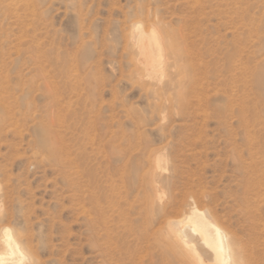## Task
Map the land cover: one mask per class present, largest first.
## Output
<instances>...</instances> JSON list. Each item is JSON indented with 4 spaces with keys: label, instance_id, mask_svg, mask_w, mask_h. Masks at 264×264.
Returning <instances> with one entry per match:
<instances>
[{
    "label": "rangeland",
    "instance_id": "374dc122",
    "mask_svg": "<svg viewBox=\"0 0 264 264\" xmlns=\"http://www.w3.org/2000/svg\"><path fill=\"white\" fill-rule=\"evenodd\" d=\"M140 21L170 49L150 78ZM150 153L170 209L148 228L127 170ZM192 203L264 264V0H0V234L23 264H172Z\"/></svg>",
    "mask_w": 264,
    "mask_h": 264
},
{
    "label": "bare ground",
    "instance_id": "6f19581e",
    "mask_svg": "<svg viewBox=\"0 0 264 264\" xmlns=\"http://www.w3.org/2000/svg\"><path fill=\"white\" fill-rule=\"evenodd\" d=\"M144 26L145 25H143V23L141 21L136 22L132 25L131 40H132V45L135 47L138 55L141 57V65L143 67V71L146 72V74H147L146 76L150 78L151 76H154L155 73L161 71V69L164 65L165 66L167 65V63H168L167 60H169L168 52L170 49L166 48V46H165L166 40L163 38V36L159 32L158 28L154 27L153 29H150V27H148L149 29L146 30L144 28ZM151 153L149 154V156H147L148 160L145 161V163H141L140 165H137V168L134 171L127 170L129 172L128 176L126 175L127 173H125V175L128 178V183H129V179L132 182L131 186L129 184V186H130L129 190L131 191L132 194H134V198H136L137 202L142 203V205H143V206L141 205L142 208H140L141 209L140 213L143 216H145L144 220L147 223L148 228L153 227V225L156 223V216L157 215L160 216L162 214V215L166 216V213L168 212V210L166 212V209L168 208V204H167L168 202L167 201H166V203L162 202V200H161L162 198L159 194L160 193V191H159L160 187H159L158 177H160V176L158 174V169H161V162L163 160H161L157 157L156 158L153 157L151 155ZM153 153H156V152H153ZM155 155H157V154H155ZM126 176H125V179H127ZM161 180H163V179H161ZM248 181L250 182V180H248ZM248 181H247V183H248ZM165 185H166V183H165ZM113 190L116 191L115 189H113ZM115 195H117V194H115ZM120 195H123V193ZM120 195H118V196H120ZM169 196H170V194H169ZM162 197H164V196L162 195ZM173 198H172V200H173ZM168 201H170V200H168ZM173 201H175V200H173ZM161 203H164V204L161 205ZM172 204H174V203L172 202ZM181 208H182V206H181ZM262 208H264V206ZM168 209H170V208H168ZM98 213H100V212H98ZM171 213H172V211H171ZM167 215H169V214H167ZM158 218H160V217H158ZM167 218H168V216H167ZM99 219H98V221H100ZM165 219H166V217H165ZM103 220L104 219H102L101 221H103ZM259 220H261V219H259ZM104 222L106 223L105 220H104ZM103 225H104V223H103ZM165 225H166V227L164 229H166V230H165L164 235H163L164 238H162V236H161V240L163 239V241H164V243L162 244V242H163L162 241L161 244L164 247H161V248H164V250H163L164 256L168 260H171L172 264H242V262H244L240 256L241 251L239 252L240 253L239 254L238 251H236V249H235V243L236 242L234 243L233 239H231V237H230V235H232V234L229 235V233L226 232L228 230L225 231V228H222V226L219 225V223L216 221V219H214L210 215V213H208L207 211L201 210V209L199 210V208L197 207V205L195 203L188 204L186 208L184 207L183 213L180 214V218L168 219L166 221ZM132 227H133V225H132ZM5 229H8V228L2 229L1 234H0V249H1L0 264H23L24 262H26V260L28 262V259L30 257H28V259H27L26 254H28L30 250L29 251L25 250V251H27V253L25 254L24 248H23L25 246L23 244H22L23 246L20 244L18 239H16L17 236L15 237L12 231L10 232V235H11V241H10L8 239V235H6V233L4 231ZM161 229H163V228L161 227ZM161 229L159 228V230H161ZM107 231L109 232L108 229H107ZM139 231L141 232L143 230H139ZM158 231H157V233H158ZM127 232H128V230H127ZM129 233L131 234L132 232H129ZM136 233H137V231H136ZM141 234H142V232H141ZM141 234H140V236H142ZM122 237H121V240H122ZM118 238H120V237H118ZM119 242H120V239H119ZM22 243H23V241H22ZM134 243H136V242H134ZM158 243H160V242H158ZM121 244H123V242ZM237 244L240 245V243H237ZM124 246L125 245L123 244V247ZM152 247H154V246H152ZM240 247L241 246H239V248ZM108 248H109V246H108ZM128 248H130V247H128ZM236 248H238V245ZM131 249L132 248H130V250ZM153 249L154 248H152L151 250H153ZM241 249H243V248L241 247ZM241 249H239V250H241ZM123 250L124 249H122V251ZM128 250H127V252H128ZM131 251L133 253V249ZM112 253H114V251ZM139 254H140V252H139ZM29 255H30V253H29ZM32 255H33V253H32ZM109 255H110V253H109ZM153 256H155V255H153ZM153 256H151L152 259H153ZM33 257H34V255H33ZM156 257H157V259H159L158 256H156ZM141 258L142 257H140V259ZM33 259L35 260L36 258H33ZM34 260L30 259L29 264L34 263L36 261V260L35 261ZM123 260H124V258H123ZM37 261H38V259H37ZM140 261H142V260H140ZM156 263H154V264H156ZM118 264H120V263L118 262Z\"/></svg>",
    "mask_w": 264,
    "mask_h": 264
},
{
    "label": "snow or ice",
    "instance_id": "6c2138e0",
    "mask_svg": "<svg viewBox=\"0 0 264 264\" xmlns=\"http://www.w3.org/2000/svg\"><path fill=\"white\" fill-rule=\"evenodd\" d=\"M4 231H5L6 235H8V239L11 241V235H10L11 230L5 229Z\"/></svg>",
    "mask_w": 264,
    "mask_h": 264
}]
</instances>
